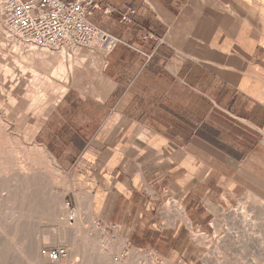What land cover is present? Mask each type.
I'll list each match as a JSON object with an SVG mask.
<instances>
[{"label":"crops","instance_id":"obj_1","mask_svg":"<svg viewBox=\"0 0 264 264\" xmlns=\"http://www.w3.org/2000/svg\"><path fill=\"white\" fill-rule=\"evenodd\" d=\"M97 2L90 20L119 42L91 48L87 79L61 90L35 140L83 173L92 215L124 246L200 264L181 216L202 229L264 198V0Z\"/></svg>","mask_w":264,"mask_h":264},{"label":"rangeland","instance_id":"obj_2","mask_svg":"<svg viewBox=\"0 0 264 264\" xmlns=\"http://www.w3.org/2000/svg\"><path fill=\"white\" fill-rule=\"evenodd\" d=\"M76 48L79 50L75 52L66 47L69 53L63 58L62 49H44L9 33L0 8V242L9 237L0 245V252L8 250L0 254V263L12 259L14 264H22L23 255L13 254H18L20 243H26V251L38 248L43 255L65 247L68 256L58 264H105L101 249L120 264H179L163 259L151 248L124 246L114 233L115 224L105 228L92 215L89 185L83 173L57 164L35 140L37 129L64 94L60 95L61 90L66 91L79 78L87 79L97 54L92 49ZM177 206L175 200L168 199L162 212L168 218L177 213ZM214 211L211 224L202 229L193 228L181 216L190 239L202 249L199 263L264 264V198L244 195L237 203ZM66 221L78 226L67 229ZM66 233L71 234L67 237ZM116 246H120L119 251Z\"/></svg>","mask_w":264,"mask_h":264},{"label":"built area","instance_id":"obj_3","mask_svg":"<svg viewBox=\"0 0 264 264\" xmlns=\"http://www.w3.org/2000/svg\"><path fill=\"white\" fill-rule=\"evenodd\" d=\"M0 8L9 33L42 48L96 47L108 53L119 42L90 20L99 8L97 0H0ZM134 12L128 9L124 19L130 21ZM47 255L51 264H58L68 256V251L61 247Z\"/></svg>","mask_w":264,"mask_h":264},{"label":"bare ground","instance_id":"obj_4","mask_svg":"<svg viewBox=\"0 0 264 264\" xmlns=\"http://www.w3.org/2000/svg\"><path fill=\"white\" fill-rule=\"evenodd\" d=\"M44 49H47V48H44ZM64 49V48H63ZM4 150V149H3ZM1 154V153H0ZM1 156V155H0ZM4 162V161H3ZM1 164V163H0ZM3 166H5V164H3L2 165V167ZM5 168V167H4ZM3 168V169H4ZM9 168V167H8ZM8 170V169H7ZM0 171H1V168H0ZM3 172V171H2ZM3 175V174H2ZM1 175V176H2ZM0 176V177H1ZM17 176H22V177H29L28 175H26V174H22V175H20V174H17ZM2 178V177H1ZM14 204V205H13ZM12 206H13V208H14V206H15V202H13L12 204H11ZM57 205V204H56ZM55 206V205H54ZM19 208V207H18ZM15 209V208H14ZM17 209V208H16ZM15 209V211H18V210H16ZM51 209V208H50ZM15 211L13 212V214L15 215ZM57 212H58V210H57ZM66 211H64V213H65ZM21 213V212H20ZM19 213V215H21ZM59 213V212H58ZM18 213L16 212V215H17ZM56 214V213H55ZM7 215H9V214H7ZM15 215V216H16ZM12 216V215H11ZM14 216V217H15ZM13 217V216H12ZM4 219H6V218H4ZM8 219V218H7ZM14 219H16V218H14ZM3 220V219H2ZM13 220V219H12ZM17 221L16 222H20V221H18V219H16ZM6 221V220H5ZM9 221V220H8ZM12 222V221H11ZM9 223H10V221H9ZM18 223H16L17 225H18ZM75 222H67L66 221V224H67V226H66V228L67 229H72V228H75V226L74 225H76V224H74ZM12 224V223H11ZM14 224H15V220H14ZM13 224V225H14ZM6 225H7V223H6ZM72 225V226H71ZM4 226H5V224H4ZM8 226H9V224H8ZM76 226H78V224L76 225ZM7 227V226H6ZM5 227V228H6ZM63 227V226H62ZM61 227V228H62ZM76 228H78V227H76ZM7 229V228H6ZM79 229V228H78ZM1 230L3 231V229L1 228ZM5 230V229H4ZM59 230H61V229H59ZM5 231H7V230H5ZM5 231H3V233H6ZM55 231V230H54ZM61 231H59L58 233H60ZM72 232H74V231H72ZM63 233V231L60 233V234H62ZM54 234H55V232H54ZM64 234V233H63ZM63 234H62V236H63ZM67 234V237H69L70 236V234H68V233H66ZM3 235V234H2ZM7 235V234H6ZM53 235V234H52ZM1 236V235H0ZM8 236V235H7ZM64 237V236H63ZM67 237H65V238H67ZM7 238H9V237H7ZM6 238V239H7ZM50 238V237H49ZM196 238V237H195ZM199 238V237H198ZM2 239V238H1ZM4 239H5V237H4ZM5 239V240H6ZM5 240H3L2 239V241H3V243H5L6 241ZM8 240V239H7ZM55 240V239H54ZM1 241V240H0ZM5 241V242H4ZM50 242H51V239L49 240ZM10 242H12V241H10ZM9 242V244H11ZM15 241H13V243H14ZM2 242H0V245H2L3 244ZM18 244V243H17ZM13 245V244H12ZM24 245H26V243L25 244H22V243H20V245H19V247H17L18 249V251L16 252V253H18V254H15V250H16V246H18V245H14V248H15V250H14V248L12 249V250H14L13 252H14V254L13 255H19V256H21V255H23V261H22V264L23 263H25V264H44L45 262H47L48 261V263H51V260L49 259V255H47V253H46V255L44 254H41V250L39 251L38 250V248H36L35 250H31V247L26 251L25 250V247H27V246H24ZM28 245V244H27ZM118 245H121V244H118ZM117 245V246H118ZM4 246V245H3ZM29 246V245H28ZM116 246V247H117ZM8 247H11V245L10 246H8ZM13 247V246H12ZM32 247H33V245H32ZM41 247V246H40ZM4 248H5V246H4ZM6 248H7V245H6ZM5 250V249H4ZM47 250V249H46ZM75 250V249H74ZM117 251H119L120 250V246L119 247H117V249H116ZM8 250H5V251H3V252H7ZM19 251L22 253H20L19 254ZM30 251V252H29ZM111 251V250H110ZM3 252H0V254L1 253H3ZM8 253V252H7ZM69 253V252H68ZM119 253V252H118ZM70 254H72L71 252H70ZM100 255H101V258H102V261L105 263V264H120L119 262H117V261H115V259H114V261H113V259H111V257H110V252H106L104 249H101V252L99 253ZM3 255H4V253H3ZM73 255V254H72ZM100 255H99V259H101L100 258ZM18 256V257H19ZM0 257H1V255H0ZM135 257L136 258H138V255H135ZM5 258H7L8 259V257H5ZM69 258H72V256H70ZM4 259V258H3ZM9 260V259H8ZM12 259H10V263H7V262H4V263H0V264H14L12 261H11ZM143 260V259H142ZM70 261V260H69ZM101 261V260H100ZM99 262V261H98ZM16 264H21V263H19V262H16ZM99 264H102L101 262L99 263Z\"/></svg>","mask_w":264,"mask_h":264}]
</instances>
